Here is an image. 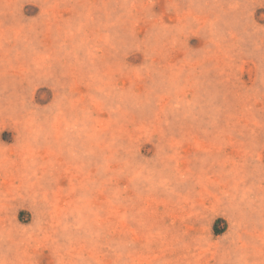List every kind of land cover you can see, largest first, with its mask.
I'll list each match as a JSON object with an SVG mask.
<instances>
[{"label": "rangeland", "instance_id": "obj_1", "mask_svg": "<svg viewBox=\"0 0 264 264\" xmlns=\"http://www.w3.org/2000/svg\"><path fill=\"white\" fill-rule=\"evenodd\" d=\"M0 264H264V0H0Z\"/></svg>", "mask_w": 264, "mask_h": 264}, {"label": "trees", "instance_id": "obj_2", "mask_svg": "<svg viewBox=\"0 0 264 264\" xmlns=\"http://www.w3.org/2000/svg\"><path fill=\"white\" fill-rule=\"evenodd\" d=\"M215 232H216V233H219V232H220V230H215Z\"/></svg>", "mask_w": 264, "mask_h": 264}]
</instances>
